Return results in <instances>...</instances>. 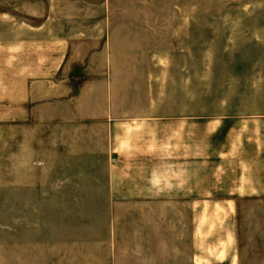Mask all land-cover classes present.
Wrapping results in <instances>:
<instances>
[{"label": "rangeland", "instance_id": "obj_1", "mask_svg": "<svg viewBox=\"0 0 264 264\" xmlns=\"http://www.w3.org/2000/svg\"><path fill=\"white\" fill-rule=\"evenodd\" d=\"M134 5L177 18L174 39L152 22V47L115 54L116 120L84 118L103 11ZM261 115L264 0H0V264H196L202 229L204 264L229 230L243 264H264L243 190L246 164H264L245 127ZM165 185L188 186L187 205L152 207Z\"/></svg>", "mask_w": 264, "mask_h": 264}, {"label": "crops", "instance_id": "obj_2", "mask_svg": "<svg viewBox=\"0 0 264 264\" xmlns=\"http://www.w3.org/2000/svg\"><path fill=\"white\" fill-rule=\"evenodd\" d=\"M104 20L100 25L102 31V49L99 51L89 54L82 63H84L85 71L90 75V80H87L79 89L78 101L80 104V112L83 114L84 118H102L104 120H113L116 118L113 116L112 102L115 92L111 86L110 80L114 78V73L116 68L114 67V60L116 58L115 54L122 56L128 54L130 48L137 47H152V22L154 25L164 24L165 34H167L163 39L165 41H172L174 38L173 33L175 27L178 25V19L165 18L159 20H152V9L146 7H138L134 5L133 7L124 8H105ZM168 15L177 16L180 15L177 11L170 9ZM164 14V13H163ZM166 15V14H164ZM181 22V20H180ZM98 39L99 37H94ZM159 38V37H157ZM162 38V36L160 37ZM156 39V38H155ZM157 40V39H156ZM83 46V44H82ZM119 49V50H116ZM128 61L125 60L124 74L125 78H128ZM123 71V69H121ZM107 81V83H106ZM99 96L100 103L97 105L96 113L92 114V111L87 107L92 104V97ZM92 107V106H91ZM107 114V115H106ZM128 114L126 113L124 119L126 120ZM123 121V117L121 119ZM245 127L253 129L259 128L261 131V137H264V115L258 118L245 121ZM166 139V138H165ZM183 143V136H181ZM251 164H246L245 171V181L243 185L244 199L246 208H260L262 216L264 217V164L262 161L258 163V160L253 162L251 159ZM262 160V158H260ZM170 188V189H169ZM174 187L164 186V189H152V191L165 192L164 197L158 198V200H152L153 205H158L165 209L173 208L174 201L179 200L180 205L183 206L185 203L187 205L188 200V186L176 185ZM173 192H179L180 194H173ZM157 195L155 194V196ZM157 199V198H153ZM197 209H202L204 207V200L197 202ZM230 206H235L231 203ZM201 211L197 210L198 217ZM153 214V211H152ZM168 220V218L164 217ZM169 223L172 224L169 218ZM198 231V229H196ZM170 231L172 227L170 225ZM204 229L201 230L202 236H199V231L193 238L194 245L196 246V252L193 258H196V264H204L206 255L204 253V248L206 247V240L203 236ZM223 239L225 249L223 251L221 248L217 249L213 255L208 259L210 263L208 264H243L244 255L240 250H238V241L236 235L229 230L228 235L223 232ZM168 239V247L173 246L172 234L165 238ZM217 256H221L220 259H216Z\"/></svg>", "mask_w": 264, "mask_h": 264}]
</instances>
